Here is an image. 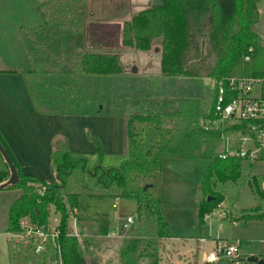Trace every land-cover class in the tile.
<instances>
[{"label": "trees", "instance_id": "16d2710c", "mask_svg": "<svg viewBox=\"0 0 264 264\" xmlns=\"http://www.w3.org/2000/svg\"><path fill=\"white\" fill-rule=\"evenodd\" d=\"M153 1L124 20L121 42L148 51L152 40L160 38L163 76L217 80L231 75H264V37L253 29L259 19L260 0ZM85 2L45 0L40 5L43 24L30 31L32 35L41 33L44 41L28 53L33 66L22 72L38 113H82V89L47 86V71L33 58L40 45L84 29ZM250 46L254 52L245 61ZM71 66L80 74L123 73L118 57L106 52L81 51ZM137 112L129 114L126 123L128 157L117 165H104L102 146L95 137H90L96 149L95 161L70 150L65 140H56L51 160L56 180L52 182L22 173L0 135L19 175L17 184L6 187L20 190L8 211L9 264H47L46 256L35 255L30 243L19 245L9 234L20 230L23 217L45 224L52 209L61 215L59 243L65 264H163L166 242L171 238L160 209L161 170L167 158L208 160L195 189L198 223L221 204L223 194L217 187L241 177L242 159L219 156L224 137L233 127L225 122L204 127L200 100L194 97H182L176 107L162 112ZM7 177L8 171L0 170V183ZM110 197L131 198L136 203L132 221L121 223L118 237L109 235L108 220L89 209L92 198ZM70 216L77 234L67 230ZM112 238L116 239L111 246Z\"/></svg>", "mask_w": 264, "mask_h": 264}, {"label": "rangeland", "instance_id": "374dc122", "mask_svg": "<svg viewBox=\"0 0 264 264\" xmlns=\"http://www.w3.org/2000/svg\"><path fill=\"white\" fill-rule=\"evenodd\" d=\"M44 1L0 0V53L21 56L38 46L36 44L43 40V36L41 33L32 35L30 29L43 24L40 5ZM125 2L126 0H89L91 8L87 14L86 37L89 40H101L103 36H115L118 31L117 20L129 8ZM259 7L262 13H259V19L253 29L264 37V0H260ZM97 17L101 19H97L94 23L92 19ZM71 47V44H68L67 34L53 38L50 44L40 45L39 53L36 55L37 58L40 56V68L47 72L67 68L68 50ZM136 51V61L141 73L138 75L130 73L132 58L122 56L120 63L128 73L115 78V82L121 83L120 90L111 86L99 89L89 85L92 78L85 77L95 76L86 75L82 78V81L88 83L82 94L84 107H93V110L97 111L100 102L104 107L103 112L120 115L127 112L131 114L138 110L162 112L176 107L182 97H194L200 100L201 113L209 112L215 80L207 77H165L160 74L158 59L161 54L160 38L152 40L150 50ZM146 57H148L147 61H152L154 64L151 68L140 64L144 63ZM63 59L66 62H63ZM79 80L75 81L73 75L53 72L48 73L46 82L58 86V84H79ZM207 164L206 158H178L164 162L167 172L173 174L185 172L191 176V179L181 191L178 190L176 193L177 205L171 218L169 217V231L172 236L167 241L162 263H169L167 257H172L173 264H260L259 261L264 264V165L242 161L241 177L237 182L221 184L217 187L223 194L220 208H214V213L209 219L198 223L194 215L195 189ZM15 191L20 193L19 189ZM90 205L97 211L91 213L100 217L102 216L98 212L104 214L111 221L112 228H115L133 214L136 203L131 198L110 197L106 201L92 199ZM114 211L117 214L116 219ZM67 230L71 234L78 232L72 216L67 220ZM110 233H113L112 237H118L119 229H110ZM28 239L27 232L22 231L15 236L14 241L25 246L29 242ZM115 239L110 240L111 246L114 245ZM229 242L239 243L240 259L220 258L216 262L206 261L205 258L209 253L218 252ZM252 256L258 257L259 261H249L248 258Z\"/></svg>", "mask_w": 264, "mask_h": 264}, {"label": "crops", "instance_id": "0c3cea01", "mask_svg": "<svg viewBox=\"0 0 264 264\" xmlns=\"http://www.w3.org/2000/svg\"><path fill=\"white\" fill-rule=\"evenodd\" d=\"M88 1L89 0H86L84 8V29L80 32L67 34L68 44H71L72 46L70 50H68V67L65 69H58L57 71L47 72V75L48 73L53 72L54 74L60 75H73L74 80L78 81V79H80V82L79 84H58V86H55L57 84H47L46 77L45 82L47 86L64 88L78 86L82 89L83 94L88 83L82 81V78L86 75L90 76L91 74H80L79 72H76L70 64V62L73 63L75 61L77 54L81 51L112 53L118 57L119 62L122 56H127L130 59L132 58L129 72L131 71L130 73L137 75L141 73L136 61V49L125 46L121 42V28L124 20L128 19L133 12L149 6L154 3V1L126 0L125 4L129 8L123 16L117 20L118 31L116 35L103 36L101 40H89L86 37L87 14L88 10L91 8ZM259 13H262L260 7ZM97 19L100 20L101 18H93L92 21L95 23V21L97 22ZM34 50L35 49L30 52H34ZM28 53L29 52H27V54L23 53L21 56L9 55L6 52L0 53V135L15 157L20 171L24 174L39 177L46 182L55 181L56 177L51 168V160L54 143L58 139L65 140L70 150L84 154L88 156L91 161H95L96 149L93 141L90 139V137H95L99 140L102 146L104 165H117L126 159L128 157L126 123L130 114L129 112L122 115L103 112L104 107L99 100H97L99 102V107L97 108V111H94L93 107H84L83 96L81 114H42L36 112L22 75L23 71L29 70L33 66ZM39 57H34L33 62L37 61L36 58L39 61ZM147 58L148 57L143 60L144 63L140 64L145 65L144 67L146 68H151L154 64L152 61H147ZM158 59L160 65V54ZM63 62H66V60L63 59ZM122 68L124 70L122 74L128 73L123 66ZM122 74L91 75L95 77L85 78H92L90 79L92 82H90L89 85H92L95 88L102 89L106 86H111L113 89L120 90V87H122L120 85L121 83L115 82V78ZM137 92L140 93L141 91L137 90ZM171 159L178 158H167L163 160L160 187V209L163 218L168 223V227H170L169 219L177 205L176 193L178 190L181 191V189L185 187L184 185H187V182L191 179V176L185 172L183 174L181 172L175 174L167 172L164 167V162ZM0 170L8 171L7 165L1 155ZM15 190L16 188H3L0 190V264H5V261L9 264L7 249L8 234L6 232V227L9 206L20 194ZM92 199L100 201L107 200L97 198ZM89 209L91 212H97L91 208L90 203ZM98 214L110 222V229L113 230L120 228L122 222L115 228H112V223L109 218L102 213L100 214L98 212ZM116 215V211H114L115 219ZM132 215L133 214H130L129 216ZM167 260L169 262L167 264H173L172 257H167Z\"/></svg>", "mask_w": 264, "mask_h": 264}, {"label": "built area", "instance_id": "2783aa9c", "mask_svg": "<svg viewBox=\"0 0 264 264\" xmlns=\"http://www.w3.org/2000/svg\"><path fill=\"white\" fill-rule=\"evenodd\" d=\"M253 52L254 47L250 46L244 60L249 61ZM203 117L201 123L204 127L215 126L220 122L233 127L224 137L219 154L222 159L236 157L264 165V75H231L215 80L212 104ZM213 213L214 209L206 213L204 220ZM60 218V213L54 209L49 212L45 224H35L28 217H23L20 230L10 233L9 237L15 239L20 232L26 231L28 243L32 245L35 255L46 256L47 264H65L59 243ZM132 219L133 216H129L126 221L131 222ZM109 235L113 236V233ZM240 257L239 243L229 242L218 252L209 253L205 259L207 262H216L220 258L238 260Z\"/></svg>", "mask_w": 264, "mask_h": 264}, {"label": "water", "instance_id": "95a60500", "mask_svg": "<svg viewBox=\"0 0 264 264\" xmlns=\"http://www.w3.org/2000/svg\"><path fill=\"white\" fill-rule=\"evenodd\" d=\"M136 113H138L136 111ZM0 155L2 156V158L4 159L8 171H9V176L8 178L0 183V190L3 188H6L8 186H12L18 183L19 180V175H18V171L16 169V167L14 166V163L11 159V157L9 156L8 152L6 151V149L4 148V146L2 145V143L0 142ZM210 199V197H208ZM249 261H259L258 257L252 256L248 258ZM260 264H262V261H259ZM34 264V263H32Z\"/></svg>", "mask_w": 264, "mask_h": 264}]
</instances>
